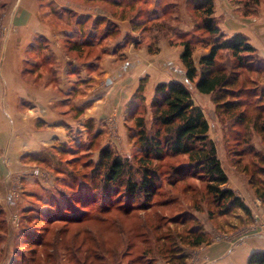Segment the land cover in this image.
Listing matches in <instances>:
<instances>
[{"label":"rangeland","instance_id":"374dc122","mask_svg":"<svg viewBox=\"0 0 264 264\" xmlns=\"http://www.w3.org/2000/svg\"><path fill=\"white\" fill-rule=\"evenodd\" d=\"M7 1L0 0V14L5 10ZM228 1L235 7L234 13L242 19L254 18L264 9V0ZM141 2L142 0L134 9H130V17L137 18V8L143 9ZM77 3L84 6L97 4L113 9L111 5L100 0L92 3L89 0H42V5L46 7L45 12L50 15L51 24L57 25L56 29L60 26L72 29L76 26V20L84 17L77 12ZM163 3L165 2L162 1L161 7ZM186 3V11L193 19V27L189 32H179L176 36L173 26L181 20H171L179 10L172 7L165 12L166 18L153 23L154 26L147 28L149 25L139 24L132 39L140 41L134 46H146L149 53H154L156 48L152 42L155 34L154 37L163 35L170 38V44L180 45L182 48L181 41L190 38L203 41L205 45L196 41L193 43V55L208 52L213 36L201 28H196L203 18L195 7V0H186ZM89 23L86 22L82 38L87 41L91 39L89 41L94 43L103 30H99L94 38L88 37L91 26ZM4 30L0 28V34ZM73 39L76 41L77 35ZM74 41L70 36L68 40L63 36L53 46V54L59 59L60 67L63 68L62 64L65 63L63 71L71 79L67 83H72L74 87L68 91L67 102L56 106V109L64 112V117L74 121L72 130L67 132L68 141L57 142L56 146L52 145L39 153L27 155L23 161L36 166L33 171V168L22 169L8 162L11 167L7 164L5 170H0V264H191V252L203 244L215 240H232V237L236 242H244L252 236L264 237V222L260 223L261 216L254 214L258 205L253 202L255 198L264 204L255 194V188L264 190V174L254 172L258 168L259 158L246 153L236 163L237 158L233 155V151L241 149L242 146L236 144V141L242 143L245 133H248L250 142L259 155H264V131L259 132L257 129L264 125V58L259 56L257 50L245 59L250 67L229 69L235 72L236 78L228 86L233 91L232 94H226L224 101L238 103L235 109L224 111L219 116L212 94L197 92L195 81L187 84L193 102L201 107L208 120L211 128L208 137L216 146L217 156L227 177L232 173L236 174L248 186L251 200L250 197H241L234 191L248 207V212L232 208L225 215L219 214L218 207L212 204L205 191L204 181L192 177L179 180L181 173L175 176L166 173L173 166L180 169L186 165V159L180 157L164 159L158 163L160 188L154 197V207L149 210L132 208L128 213H123L121 211L126 209V199L119 200L116 197L118 194L115 197L105 194L102 179L104 169H98L96 163L101 151L109 148L115 155L127 158L137 167L136 160L141 152L140 145L132 137L137 130L135 118L142 115L146 127L149 128L154 117L151 103L154 98H161V95L155 89L147 95V78H139V87L134 94L135 103L128 107L123 125L115 122L117 109L114 106H111L113 109L108 116L102 114L103 118L98 120L89 118L85 106H77V101L85 99L90 90L92 92L98 84L95 77H105V73L98 72L92 64L96 58L99 63L103 46H94L90 42L75 44ZM121 56L118 54V60L126 59ZM54 57H46V52H43L33 59L38 63L47 60L44 68L38 67L37 80H45L46 84L53 82L56 76L53 67L57 63ZM218 61L226 62L227 54L222 52ZM229 61L234 62L231 57ZM31 67L35 69L33 64ZM77 70L81 73L85 70L87 75H95V83L91 76L86 83L78 84L83 74L80 75L79 72L78 75ZM63 75L62 72L60 81L64 80ZM103 83H99V86ZM131 88L132 85L129 90ZM100 111L106 113L103 107ZM237 112H242L246 117L240 124L234 122ZM236 133L239 134L236 136ZM249 178L252 179V184ZM169 180H172V184L168 183ZM167 199L169 203L164 204ZM119 206L122 208H117ZM209 211L215 217H211ZM231 223L233 227H230ZM211 226L220 232L214 235L213 230L209 231ZM200 230L204 232L203 244L191 245Z\"/></svg>","mask_w":264,"mask_h":264},{"label":"crops","instance_id":"0c3cea01","mask_svg":"<svg viewBox=\"0 0 264 264\" xmlns=\"http://www.w3.org/2000/svg\"><path fill=\"white\" fill-rule=\"evenodd\" d=\"M94 1L96 0H89V3ZM100 1L111 5L113 9L97 4L84 6L77 3V12L84 17L81 19L79 17L76 20V26L69 30L68 27L65 28L66 26L56 29L57 25L51 24L50 15L48 16L45 12L46 7L42 5V0H8L6 2L5 10L0 14V28L5 29L3 34H0V170H5L8 165L10 166L8 163H11L22 169L33 168V171L36 166L29 165L27 160V163L23 161L27 155L39 153L52 145L56 146L57 142L68 141L67 132L72 130L74 121L64 117V112L56 109V106L67 102L68 91L73 90L74 87L72 83H67L71 79L63 71L65 63L61 68L59 59H56L53 54L54 44L63 36H66L67 40L70 36L74 41L73 37L77 35L75 44L90 42L94 46L101 44L103 46L99 63L96 58L97 60L95 59L92 64L98 72L105 73V77L103 79L95 77L98 84L94 86L92 92L90 90V94L85 95V99L77 101V106H85L91 119L98 120L104 115L108 116L113 109L111 106H114L117 109L115 122L123 125L128 107L135 103L134 94L141 78H147V95L159 84L175 81L186 85L193 84L186 77L187 69L181 61L183 48L180 45L170 44V38L163 35L154 37V34L152 44L156 50L154 53H149L146 46L141 48L134 46L140 39H132L139 24L149 25L147 28L154 26L155 22L166 18L165 12L172 7L176 11L179 10L171 20L173 22L181 20L174 26L170 25L173 26L176 36L179 32H189L193 27V19L186 11V0L178 2L142 0L143 9L137 8V18L130 17V9H134L140 0ZM162 1L165 3L161 7ZM214 3L213 18L220 31L228 37L238 33L243 34L249 39L248 42L257 50L259 56L264 58V9L260 10L254 18L242 19L234 13L235 7L228 0H214ZM86 22H90L91 25L88 37L94 38L99 30H103L94 43L89 41L91 39L87 41L82 38ZM43 52H46V57H54L57 61L53 67L56 72L53 84H46L45 80H37L36 71L38 67L44 68L47 60L38 63L33 59L38 58ZM208 52L194 54L195 64ZM118 54L126 59L118 60ZM31 64L35 69H32ZM85 70L84 73L77 70L78 75L79 72L80 75L83 74L78 84L90 80L92 75H87ZM62 72L64 80L60 81ZM34 74L35 77H33ZM94 76H92L93 81ZM101 82L104 83L99 86ZM130 85H132L131 90H129ZM191 101H194L192 97ZM193 104L196 105L194 102ZM102 107L105 108L106 113L100 111ZM210 129L209 126V131ZM227 188L238 192L241 197L252 199L244 179L237 177L236 174L232 173L228 176ZM253 202L258 205L257 212L254 211V214L261 216L259 221L262 223L264 222V204L255 198ZM233 223L230 227H233ZM235 226L238 227V225ZM212 228L209 231L213 230L214 235L220 232ZM236 241L232 237V240H215L203 244L199 249L191 252L190 263L246 264L252 253L264 251L263 236L248 237L244 242Z\"/></svg>","mask_w":264,"mask_h":264},{"label":"trees","instance_id":"16d2710c","mask_svg":"<svg viewBox=\"0 0 264 264\" xmlns=\"http://www.w3.org/2000/svg\"><path fill=\"white\" fill-rule=\"evenodd\" d=\"M195 4L203 18L196 28H201L208 35L213 36V40L210 43L206 42V45L209 43L210 49L207 54L200 57L198 66L193 59V43L195 41L203 45L205 43L192 38L181 41L180 44L183 46L181 61L187 69V79L191 82L195 80L196 89L203 94H212L216 112H219L220 116L224 111L238 106V103L224 101V96L233 92L228 86L236 78L235 72L229 69L250 67L245 63V59L255 53V48L243 34L227 37L220 31L213 18V0H195ZM222 52L227 54V61L224 63L218 61V56ZM229 56L234 62L229 61ZM155 92L160 94L161 98L156 97L151 103L154 109L152 125L147 128L142 115L135 118L137 130L132 137H135L140 145L141 152V156L136 160L137 167L127 158L115 155L109 148L100 153L96 167L104 169L102 179L105 194L107 196L112 194L114 197L118 194L116 197L119 200L126 199L124 206L126 209L121 211L123 213H128L132 208L149 210L155 206L154 197L160 188L161 174L158 171V163L164 159L184 157L186 165L183 167L181 165L180 169L173 166L170 172L166 170V173H171L172 176L181 173L179 180L192 177L204 181L205 191L211 198L212 204L218 207L219 214L225 215L232 208L248 212L244 202L232 189L226 187L228 177L217 156L216 146L208 137V120L201 107L191 101L188 86L175 81L166 85H157ZM237 113L234 122L240 124L246 117L242 112ZM257 129L263 132L264 125ZM238 134L236 133V136ZM236 144L242 147L233 151V155L237 158L235 162L239 163L246 153L253 154L254 157L259 158L258 168L256 167L254 172L264 174V155H259L253 147L248 133L242 136V143L236 141ZM249 181L252 184L251 178ZM168 183L172 184V180ZM255 194L264 201V190L255 188ZM163 203L168 204V199ZM209 214L215 217L210 211ZM204 239V232L200 230L191 245L199 246L203 244ZM247 264H264V251L252 253Z\"/></svg>","mask_w":264,"mask_h":264}]
</instances>
